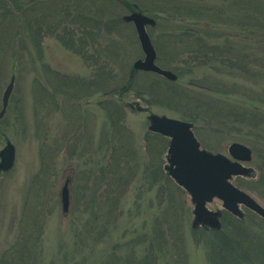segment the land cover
I'll list each match as a JSON object with an SVG mask.
<instances>
[{"label": "rangeland", "instance_id": "1", "mask_svg": "<svg viewBox=\"0 0 264 264\" xmlns=\"http://www.w3.org/2000/svg\"><path fill=\"white\" fill-rule=\"evenodd\" d=\"M84 1V7L91 13H99L103 21L99 36L95 37L94 46L89 48L88 54L94 57V52L100 53L98 56L105 52V60L100 59L97 63L107 62L113 73L119 75L105 88L96 83V86L87 83L93 77L94 58L84 62L76 53L66 49L56 39L60 31L49 33L45 29L43 35V30L36 35L34 27L27 26L26 19L35 16L34 13L20 16V20L15 21L9 15L7 18L0 15V104L2 92L13 77L10 105L0 125L14 146L12 166L8 170H0V264H82L85 253L75 251V242L79 243V240L74 237V227L79 226V218L85 217L86 213L83 211L84 202L79 205L75 203L79 192L75 188L78 180L74 176L78 174L77 171L87 169L90 161L102 156L106 151L105 139L109 136L115 141L114 146L119 147V153L124 155V162L132 167L131 174L132 171L135 173L128 177L131 179L127 182V189L121 191L117 207L111 212L103 210L104 217L109 219L110 235L98 242L96 258L99 259L106 247L119 242L129 243L135 236L133 231H149L153 217L162 207L172 204L181 218V225L173 232L176 246L170 250L171 259L177 260L178 264H211L206 248L196 244L192 238L193 202L164 169L168 142L159 152L154 147L158 144L156 133L148 130L147 116L150 113L183 119L179 116L181 104L174 99H164L156 89L150 90L147 83L151 78L142 70L134 71L131 90L120 95L115 93L129 76L132 63L143 57L134 26L132 22L122 19L129 12L116 5L115 0ZM163 1L166 0H144L143 5L152 13L156 12L159 4L162 9L169 10L161 3ZM204 2L209 5L218 3L217 0ZM228 2L236 6H231L233 8L229 10L233 14L240 12V2L244 6H264V0ZM50 5L45 4L47 8ZM209 19L213 20L215 29L220 33H235L234 27L237 25L234 26L225 17L212 16ZM49 21L55 24L53 18ZM157 22H160V26H146L151 40L166 24ZM105 24L111 28L109 31L105 30ZM229 39L233 40V48V44H239L234 37ZM155 63L160 67L172 65L168 61ZM209 70L204 68L191 74L184 73L174 81H178V84L199 82L207 77L206 81L211 82L215 76ZM56 73L75 77L84 84L75 92L73 89L68 91L69 86L63 85V80ZM222 79L236 83L228 89L232 91L230 98L239 102L241 108L246 109L253 104L264 113L263 79L240 78V74ZM261 96L263 104L246 102L249 98ZM113 101L120 107V112L114 115L109 112V103ZM192 131L200 148L212 153L228 156V145L239 142L224 130L211 126L196 124ZM163 139L168 141L169 138ZM245 145L251 150V160L244 164L251 169L250 174L234 176L231 181L264 207V141L253 143L252 147ZM108 155L109 151L105 163L110 158ZM148 162H160L161 170L167 174L169 181L164 176L149 181V177L143 175ZM65 180H68L73 199L74 211L71 214L61 209L59 193ZM151 182L153 185L148 189ZM100 193V201H105V186H102ZM75 195L76 198H73ZM221 203L217 198L206 203L208 210L220 212V226L217 229L221 228L222 215L242 219L241 226L246 235L244 243L261 260L264 218L243 206L239 208L244 217H238L224 210ZM225 225L227 231L235 235V225L238 223L226 219ZM124 252L125 249L121 254ZM117 264L125 263L119 261Z\"/></svg>", "mask_w": 264, "mask_h": 264}, {"label": "trees", "instance_id": "2", "mask_svg": "<svg viewBox=\"0 0 264 264\" xmlns=\"http://www.w3.org/2000/svg\"><path fill=\"white\" fill-rule=\"evenodd\" d=\"M143 1L115 0V4L127 12L139 11L154 18L156 27L160 26L157 20L166 23L157 32V37L151 40L156 51V61L170 62L172 65L168 67L161 66L173 71L177 79L184 73L191 74L204 68L210 69L215 76L211 82H207V77H203L199 82L178 84V81H169L157 74L143 72L151 78L147 87L152 91L156 89L164 99L178 101L181 104L179 116L190 121L193 126L202 124L224 130L233 136L234 140L242 141L251 147L257 141H264V113L253 104L248 105L246 109L241 108L239 102L230 98L232 91L228 89L236 83H228L222 79L240 74V78L264 80V6L250 7L240 2V12L233 14L234 12L229 10L236 6L228 0H217V4L210 5L204 0H166L161 3L168 6L169 10L162 9L159 4L156 12L152 13L144 7ZM45 4L51 5L47 8ZM84 6V0H0V15L4 18L9 15L15 21L20 20V16L34 13L35 16H28L26 19L27 26H33L36 35H39L41 30L43 35L45 29L49 33L60 31L57 32L56 39L66 49L76 53L84 62L94 58L93 77L87 83L105 88L116 81L119 75L113 73L107 62L97 63L100 59L105 60V52H101V56H98L100 53L94 52V57L93 54H88L89 48L94 46L95 37L99 36L103 21L99 13H91ZM45 7L48 9L47 13ZM230 15L232 17H229ZM212 16L225 17L234 26L237 25L234 27L235 33H220L215 29L213 20L209 19ZM51 18L55 20V24L48 22ZM105 26L106 31L111 29L106 24ZM230 37H234L239 43L233 44L234 48ZM56 75L63 80V85L69 86L68 91L73 89L75 92V89L84 84L75 77L57 73ZM133 76L134 70H130L126 81L115 93L120 95L131 90ZM249 99L246 102L263 104L262 96ZM109 104L111 114L120 112L119 105L114 101ZM155 136L158 144L154 147L161 152L167 139L164 140L165 137L159 134ZM109 137L105 139L106 151L102 156L93 162L90 161L87 169L77 171L78 174L74 176L78 180L75 188L77 193L79 192L75 203L79 205L84 202L83 211L86 213L85 217L79 218V226L74 227V237L79 240V243L75 242V251L85 253L82 264H117L119 261L125 264H178L177 260L171 259L170 250L176 246L173 232L181 225V218L172 204L162 207L153 217L149 231H133L135 236L129 243L119 242L117 245L106 247L99 259L96 258L98 242L110 235L109 219L106 216L108 211L105 212V218L103 210L111 212L117 207L121 191L127 189V182L131 179L128 177L135 173L132 171L131 174L132 167L124 162V155L119 153V147L114 146L115 141ZM108 151L110 158L105 163ZM143 175L149 177V181L162 176L169 181L167 174H163L161 170L160 162H148ZM152 185L153 182L149 184L148 189ZM102 186H105L107 192L105 201H100L102 194H98ZM73 198H76V195ZM72 207L73 199L70 193L68 214L74 211ZM226 219H233L238 223L235 225V235L227 231ZM241 223L242 219L222 215L220 229L195 226L191 231L192 238L196 244L206 248L211 264H264V251L261 253L262 259L258 260L256 254L253 255L250 247L244 243L246 235ZM124 249L125 254H121Z\"/></svg>", "mask_w": 264, "mask_h": 264}, {"label": "water", "instance_id": "3", "mask_svg": "<svg viewBox=\"0 0 264 264\" xmlns=\"http://www.w3.org/2000/svg\"><path fill=\"white\" fill-rule=\"evenodd\" d=\"M122 19L132 22L143 53L142 58L132 63V70L153 72L174 81L176 75L173 72L155 63L156 52L146 30V26H153L155 20L139 11L123 15ZM12 87L13 77L2 92L0 116L6 107ZM147 119L149 131L169 137L164 169L174 182L189 194L193 202V226L205 224L213 229L219 228L220 212L210 211L206 207V203L213 198L222 202L224 210L238 217L242 216L239 208L242 205L264 218V207L231 181L234 176L250 174L251 169L243 165L251 160V150L248 146L232 142L227 147L228 156L212 153L200 148L191 122L155 113H150ZM13 160L14 146L7 142L0 151V170H8ZM59 195L61 209L66 213L70 202L68 180L63 183Z\"/></svg>", "mask_w": 264, "mask_h": 264}, {"label": "flooded vegetation", "instance_id": "4", "mask_svg": "<svg viewBox=\"0 0 264 264\" xmlns=\"http://www.w3.org/2000/svg\"><path fill=\"white\" fill-rule=\"evenodd\" d=\"M10 98V96H9ZM10 105V100L8 99L7 105L3 111V113L0 116V120L5 116L6 111L8 110ZM2 109V103L0 104V111ZM7 142H9V140L7 139V137L5 136L4 132L1 130V125H0V151L4 148V146L7 144ZM244 217V215H242Z\"/></svg>", "mask_w": 264, "mask_h": 264}]
</instances>
